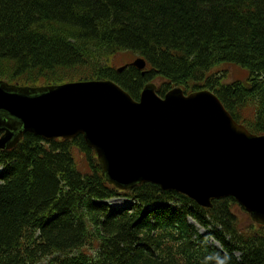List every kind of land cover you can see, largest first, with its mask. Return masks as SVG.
<instances>
[{
    "label": "trees",
    "instance_id": "obj_1",
    "mask_svg": "<svg viewBox=\"0 0 264 264\" xmlns=\"http://www.w3.org/2000/svg\"><path fill=\"white\" fill-rule=\"evenodd\" d=\"M118 51L145 71L108 64ZM223 62L247 78L223 82L225 68L211 71ZM0 79L111 80L133 100L155 79L159 96L206 88L264 135V0H0ZM232 204L201 207L151 182L116 189L81 134L26 132L0 149V264H264V225H240Z\"/></svg>",
    "mask_w": 264,
    "mask_h": 264
},
{
    "label": "water",
    "instance_id": "obj_2",
    "mask_svg": "<svg viewBox=\"0 0 264 264\" xmlns=\"http://www.w3.org/2000/svg\"><path fill=\"white\" fill-rule=\"evenodd\" d=\"M154 88L146 84L134 101L111 81L39 88L0 81V148L24 131L48 139L82 134L110 181L151 182L203 207L231 196L264 225V135L237 123L208 90L184 96L173 88L162 99Z\"/></svg>",
    "mask_w": 264,
    "mask_h": 264
},
{
    "label": "rangeland",
    "instance_id": "obj_3",
    "mask_svg": "<svg viewBox=\"0 0 264 264\" xmlns=\"http://www.w3.org/2000/svg\"><path fill=\"white\" fill-rule=\"evenodd\" d=\"M137 56L139 55L130 51H118L108 56L107 63L117 68L126 63L131 62ZM223 68L226 69L225 71L226 76L223 79V82L225 83H230L232 81H235L236 79L244 80L248 76L247 72H244L241 66L228 62H223L216 65L215 67L212 68L211 71H218ZM153 82H155L156 85H158L159 83L158 79H155ZM52 85H56V83ZM73 156L77 167L81 170H84L86 167L85 166L86 163L83 154L79 152L76 148H74ZM110 201L111 203H121L123 200L122 198H115ZM230 208L235 213V216H237L240 225L245 226L249 223H252L249 214L244 209H242L238 204L237 205L232 204L230 205ZM195 225L197 226L198 229H200V227L197 224ZM200 230L202 231V229ZM212 242L215 244V241Z\"/></svg>",
    "mask_w": 264,
    "mask_h": 264
},
{
    "label": "bare ground",
    "instance_id": "obj_4",
    "mask_svg": "<svg viewBox=\"0 0 264 264\" xmlns=\"http://www.w3.org/2000/svg\"><path fill=\"white\" fill-rule=\"evenodd\" d=\"M142 59L144 62H145V65H144V67H142V68H137L136 67V65H133V62L136 60V59ZM127 65H132V66H134V67H136L137 69H139V70H141L142 71V73L145 71V68L147 67V63H146V60L143 58V57H141V56H137V57H135L131 62H129V63H126V64H124V65H122V66H120V67H117L116 69L117 70H119V71H121L122 69H124ZM247 69V68H246ZM0 81H4V80H1L0 79ZM79 81H111V80H103V79H89V80H79ZM79 81H70V82H79ZM4 82H6V83H8V84H11V85H16V86H27V87H32V88H39V87H44V86H50V85H52V84H48V85H40V86H28V85H18V84H15V83H9V82H7V81H4ZM70 82H65V83H70ZM111 82H113V81H111ZM65 83H61V84H56V85H62V84H65ZM114 84H116L115 82H113ZM147 84H153L154 85V91H155V94L159 97V98H164L165 97V95H166V93L168 92V91H170L171 89H173V88H179L181 91H182V93H183V95L184 96H188L190 93H194V92H197V91H200V90H202V91H206V90H208V91H210V92H212L211 90H209V89H206V88H202V89H198V90H194V91H190V92H184L183 91V89L181 88V87H179V86H174V87H172L171 89H169L163 96H159L157 93H156V84H155V82H148ZM119 88H121L118 84H116ZM146 85V84H145ZM145 85H144V87H145ZM143 87V88H144ZM122 89V88H121ZM123 90V89H122ZM143 90V89H142ZM124 91V90H123ZM208 91H206V92H208ZM125 92V91H124ZM142 92V91H141ZM210 92H208V93H210ZM127 93V92H126ZM213 93V92H212ZM211 93V94H212ZM128 94V93H127ZM141 94V93H140ZM214 94V93H213ZM212 94V95H213ZM129 95V94H128ZM191 95V94H190ZM215 95V94H214ZM130 96V95H129ZM216 96V95H215ZM139 97H140V95H139ZM219 100V99H218ZM134 101H139V98H138V100H134ZM221 103V102H220ZM223 106V105H222ZM224 107V106H223ZM238 123V122H237ZM240 124V123H239ZM244 126V125H243ZM245 127V126H244ZM246 128V127H245ZM247 129V128H246ZM26 132H30V131H24L23 133H22V135L24 134V133H26ZM31 133H33V132H31ZM35 134V133H34ZM252 134H254V133H252ZM37 135V134H36ZM82 135V134H81ZM257 135V134H256ZM38 136H40V135H38ZM83 136V135H82ZM22 137V136H21ZM20 137V138H21ZM42 137V136H41ZM75 137V136H74ZM42 138H44V137H42ZM58 138H62V137H58ZM73 138V137H72ZM84 138V137H83ZM44 139H48V138H44ZM52 139H55V138H52ZM64 139V138H63ZM70 139V138H69ZM20 140V139H19ZM18 140V141H19ZM85 140V139H84ZM71 143V142H70ZM87 144V143H86ZM15 146V145H14ZM14 146H12V147H14ZM12 147H9V148H12ZM9 149L8 147H2V148H0V149ZM92 149V148H91ZM94 150V149H93ZM95 152V151H94ZM95 154H96V152H95ZM102 173V172H101ZM103 176H105V178H106V181H107V183L109 184V185H112V186H114L116 189H119V190H126V189H128V188H131L133 185H135V184H138V182H135V183H132V184H130V185H126V186H124V185H118V184H116V183H114V182H112V181H110L107 177H106V175H104V174H102ZM143 183V182H142ZM159 186V185H158ZM162 189V188H161ZM164 190V189H163ZM173 191H175V190H173ZM177 192V191H176ZM180 193V192H179ZM181 194H183V193H181ZM185 195V194H184ZM187 196V195H186ZM188 197V196H187ZM228 197H231V196H228ZM189 198V197H188ZM224 198V197H223ZM191 199V198H190ZM221 199V198H220ZM235 199V198H234ZM192 200V199H191ZM213 200H215V199H213ZM212 200V201H213ZM194 201V200H193ZM212 201H211V205H212ZM236 201V200H235ZM195 202V201H194ZM237 202V201H236ZM196 203V202H195ZM197 204V203H196ZM237 204L242 208V209H244L238 202H237ZM200 206V205H199ZM201 207H203V206H201ZM211 206H209V207H205V208H210ZM78 209V208H77ZM245 210V209H244ZM246 211V210H245ZM248 214H249V212L248 211H246ZM249 216H250V214H249ZM250 219H251V216H250ZM251 222L252 223H255V224H259V225H263V224H260V223H256V222H254L252 219H251Z\"/></svg>",
    "mask_w": 264,
    "mask_h": 264
}]
</instances>
